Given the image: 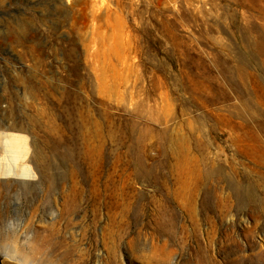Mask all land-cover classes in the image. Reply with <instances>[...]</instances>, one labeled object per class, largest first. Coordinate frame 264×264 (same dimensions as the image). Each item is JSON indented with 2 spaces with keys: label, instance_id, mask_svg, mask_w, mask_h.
<instances>
[{
  "label": "rangeland",
  "instance_id": "374dc122",
  "mask_svg": "<svg viewBox=\"0 0 264 264\" xmlns=\"http://www.w3.org/2000/svg\"><path fill=\"white\" fill-rule=\"evenodd\" d=\"M0 264H264V0H0Z\"/></svg>",
  "mask_w": 264,
  "mask_h": 264
},
{
  "label": "bare ground",
  "instance_id": "6f19581e",
  "mask_svg": "<svg viewBox=\"0 0 264 264\" xmlns=\"http://www.w3.org/2000/svg\"><path fill=\"white\" fill-rule=\"evenodd\" d=\"M55 233H57V232H55Z\"/></svg>",
  "mask_w": 264,
  "mask_h": 264
}]
</instances>
